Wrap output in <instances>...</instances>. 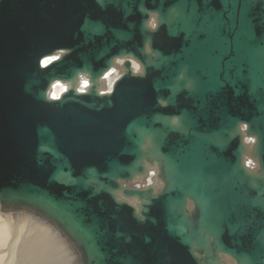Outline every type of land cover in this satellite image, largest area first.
<instances>
[{
	"label": "water",
	"instance_id": "water-1",
	"mask_svg": "<svg viewBox=\"0 0 264 264\" xmlns=\"http://www.w3.org/2000/svg\"><path fill=\"white\" fill-rule=\"evenodd\" d=\"M0 205L83 264H264V0H0Z\"/></svg>",
	"mask_w": 264,
	"mask_h": 264
},
{
	"label": "bare ground",
	"instance_id": "bare-ground-1",
	"mask_svg": "<svg viewBox=\"0 0 264 264\" xmlns=\"http://www.w3.org/2000/svg\"><path fill=\"white\" fill-rule=\"evenodd\" d=\"M130 60L134 70L140 71V64L133 59ZM44 62L48 64L50 59H46ZM124 62L123 59H119L111 72L107 74V79L104 80L103 92H106L105 90L112 91L115 82L124 72ZM88 86L87 81H84L80 86V91H85ZM66 91L67 86L65 84L57 83L53 87L51 98L58 99ZM254 140V138L246 139L245 143L251 146ZM247 159L255 161L251 156H247ZM248 166L251 170H254L257 167V162H249ZM148 177H150V185H158L156 172ZM135 189L141 190L139 187ZM1 214L9 216L11 214H24L29 216L32 222L24 224L20 220ZM58 237L67 246L72 256H68L67 252L61 247ZM0 264H83V262L81 253L76 246L53 223L31 211L22 209L10 211L0 206Z\"/></svg>",
	"mask_w": 264,
	"mask_h": 264
},
{
	"label": "built area",
	"instance_id": "built-area-1",
	"mask_svg": "<svg viewBox=\"0 0 264 264\" xmlns=\"http://www.w3.org/2000/svg\"><path fill=\"white\" fill-rule=\"evenodd\" d=\"M123 67H124V64H123ZM244 130H245V128H244ZM247 139H249V138H247ZM249 162L255 163V161H250V160L247 159V166H248ZM248 167L250 168V166H248ZM154 173H155L154 169H149V172H148V174L146 176H144L142 178H139L138 180H136L133 183H123V184H124V186L126 188H131V189H135L136 187H139V188L143 189V188L152 186V185H150V180H149L150 177H148V176L153 175Z\"/></svg>",
	"mask_w": 264,
	"mask_h": 264
},
{
	"label": "rangeland",
	"instance_id": "rangeland-1",
	"mask_svg": "<svg viewBox=\"0 0 264 264\" xmlns=\"http://www.w3.org/2000/svg\"><path fill=\"white\" fill-rule=\"evenodd\" d=\"M1 206V205H0ZM2 216H9V215H5V214H1ZM14 218V219H16V220H20V221H22L24 224H28L29 222H32L31 220V218L29 217V216H27V215H24V214H16V215H10L9 216V218ZM15 220V221H16ZM38 225H40V226H42V227H45V226H43V225H41V224H38ZM45 228H47V229H49L48 227H45ZM58 240H60V242H61V247L67 252V255L68 256H72L71 255V252L68 250V248H67V246L66 245H64L63 244V242L61 241V239L58 237Z\"/></svg>",
	"mask_w": 264,
	"mask_h": 264
}]
</instances>
